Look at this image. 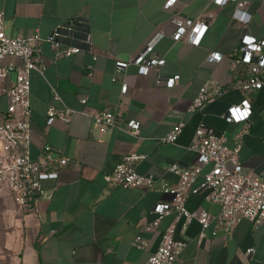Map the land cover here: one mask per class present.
Here are the masks:
<instances>
[{"label":"crops","instance_id":"1","mask_svg":"<svg viewBox=\"0 0 264 264\" xmlns=\"http://www.w3.org/2000/svg\"><path fill=\"white\" fill-rule=\"evenodd\" d=\"M0 0L3 25L11 36L45 39L70 22L74 35L60 40L62 47H79L71 55L57 54L44 40L36 52L44 73L30 74V156L37 160L48 146L56 158L69 162L58 169L53 180L43 182L45 193L31 210L20 213L15 207L12 232L7 244L18 264H144L157 248L162 232L173 223L174 215L164 216L154 231L142 226L153 219L151 210L170 196L155 189L123 188L105 180V175L124 156L143 155L135 169L153 175L157 181L177 184V176L168 168L176 163L182 168L196 164V154L188 147L194 129L204 122L216 134H223L225 144L233 148L240 136L238 160L253 172L264 170V87L251 91L252 113L247 121L227 123L221 117L241 94L227 88L201 111H190L192 100L207 80L224 87L230 81L232 53L238 46L242 28L231 20L234 2L215 5L212 0ZM250 20L246 31L264 38V0H246ZM204 13L208 28L198 45L176 41L172 35L176 21L195 19ZM90 43H84V35ZM153 54L164 63L138 73L129 64L117 70V60L136 56L155 37ZM211 52H218V62H206ZM19 59L5 57L2 64ZM177 76L172 87L156 84L157 76ZM14 74L0 81V114L7 97L4 90L14 84ZM126 90L121 93L122 84ZM53 90L60 100L53 99ZM85 99V102H81ZM69 107L95 114L118 111L124 120L140 123L139 136L118 129L100 134L88 115L74 113L69 122L55 119L46 125V110ZM178 121L185 126L176 142H161ZM211 164L203 166L207 171ZM201 178H198V181ZM189 210L204 209L212 215L219 205L205 199V192L191 194L185 201ZM204 237L199 241V234ZM137 235L146 240L137 248ZM175 238L185 242L176 264H264V220L253 224L241 219L230 232L214 222L201 230L198 222L185 229L176 224ZM254 248L247 254L246 249Z\"/></svg>","mask_w":264,"mask_h":264},{"label":"built area","instance_id":"2","mask_svg":"<svg viewBox=\"0 0 264 264\" xmlns=\"http://www.w3.org/2000/svg\"><path fill=\"white\" fill-rule=\"evenodd\" d=\"M174 0H167L166 6ZM234 2L235 7L231 20L242 28L238 46L232 53L227 87L214 81L207 80L199 88L196 97L192 100L190 111H201L209 103L220 97L227 88L238 90L242 95L238 103L226 107L221 117L227 123L247 121L252 113L251 91L264 87V38L257 39L246 31L250 14L246 11V0H212L215 5ZM209 14L195 19L176 21L172 35L176 41H185L198 45L208 28L209 22L205 19ZM4 13L0 11V81L8 74H14V84L4 90L7 97L6 111L0 114V195H5L14 201L20 213L31 210L34 204L43 197L45 190L43 182L53 180L58 175V169L69 162L68 158H56L48 146L44 147L39 158L33 160L30 156V74L44 73V67L36 52V45L40 40L51 43L57 54L71 55L77 53L79 47H62L60 38L62 30L73 32V23L56 28L45 39L38 34L30 37L11 36L5 31ZM161 35L151 40L136 56H130L126 61L115 62L117 70H122L129 64L137 66L138 73L147 74L151 67L164 63V59L153 54V46ZM84 43H90V35H84ZM5 57L19 59L20 65L14 62L2 64ZM222 58L218 52H211L206 62L214 63ZM178 77L163 78L157 76L156 84L163 82L172 87ZM126 90L122 84L121 93ZM53 99L60 100L53 90ZM81 102H85L82 99ZM74 113L88 115L100 134L112 129L124 131L133 136H139L140 123L136 120H124L118 111H103L95 114L78 112L69 107L57 109L50 105L46 110V125L55 119L69 122ZM185 123L178 121L171 130L159 138L161 142L177 141ZM240 136L233 148L225 144L223 134H216L214 130L200 122L194 129L190 150L196 154V164L192 168H182L173 163L168 170L177 176V184L172 186L164 181H157L153 175L141 174L136 171L135 164L144 158L143 155L131 154L124 156L114 168L105 175L106 182L123 188L155 189L170 196L166 202L158 203L152 210V220L142 226L145 231H154L160 220L169 214L174 215L173 223L163 232L155 251L144 264H176L178 255L185 246V242L175 238L176 224L185 229L191 222L199 223L201 230L214 222L217 228L230 232L241 219H247L253 224L264 220V170L255 173L245 167L238 160ZM211 167L202 172L203 166ZM201 178L198 181V178ZM205 192V199L219 205V212L212 215L204 209L189 210L185 201L191 194ZM204 237L200 232L198 240ZM137 248H145L147 242L140 235L133 241ZM254 248L246 249L247 254L254 253ZM264 262V259H263ZM127 264V263H123Z\"/></svg>","mask_w":264,"mask_h":264},{"label":"rangeland","instance_id":"3","mask_svg":"<svg viewBox=\"0 0 264 264\" xmlns=\"http://www.w3.org/2000/svg\"><path fill=\"white\" fill-rule=\"evenodd\" d=\"M15 207L11 198L0 195V264H18L16 255L7 244L8 234L12 232Z\"/></svg>","mask_w":264,"mask_h":264},{"label":"water","instance_id":"4","mask_svg":"<svg viewBox=\"0 0 264 264\" xmlns=\"http://www.w3.org/2000/svg\"><path fill=\"white\" fill-rule=\"evenodd\" d=\"M74 31L73 32H68L66 29H63L62 30V34H63V36L60 38V40H62V39H65V38H67L68 36H71V35H74Z\"/></svg>","mask_w":264,"mask_h":264}]
</instances>
